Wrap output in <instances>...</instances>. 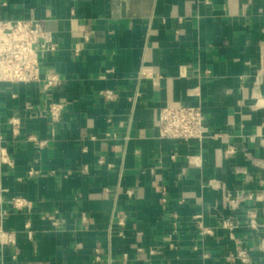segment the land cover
I'll return each instance as SVG.
<instances>
[{
  "label": "crops",
  "instance_id": "1",
  "mask_svg": "<svg viewBox=\"0 0 264 264\" xmlns=\"http://www.w3.org/2000/svg\"><path fill=\"white\" fill-rule=\"evenodd\" d=\"M29 18L55 48L40 82L0 83V219L17 238L0 264H242L238 248L264 264V0H0V20ZM50 73L62 83L45 90ZM181 104L210 137L159 138L160 110Z\"/></svg>",
  "mask_w": 264,
  "mask_h": 264
},
{
  "label": "built area",
  "instance_id": "2",
  "mask_svg": "<svg viewBox=\"0 0 264 264\" xmlns=\"http://www.w3.org/2000/svg\"><path fill=\"white\" fill-rule=\"evenodd\" d=\"M51 32H49L41 20L35 18L29 19H8L0 20V83H38L42 80L41 56L40 52L53 50ZM262 60L264 61V51H262ZM147 72L142 71L141 75ZM62 83L61 78L55 74H47L43 83V88L48 90ZM106 98L114 99L113 90L101 92ZM64 106L62 103H50L48 111L51 121L57 123L62 118ZM10 123L14 134L18 133L19 120L11 118ZM159 138L163 140H196L202 142L205 138L211 136L210 128L207 125L206 116L200 106L194 105H172L162 108L158 115ZM30 138H35L30 136ZM0 137V161L6 164H12L9 152L1 144ZM231 153V150L229 151ZM30 173H33L31 171ZM131 193V191H129ZM225 200L232 206L244 197L250 199L257 198L254 194H233L225 190ZM0 195V202L2 201ZM15 208L31 207L32 202L21 196L13 199ZM3 217V216H1ZM52 224L57 225L58 220L54 215H48ZM2 219V218H1ZM0 219V243L2 245L14 246L17 243L16 235L3 228ZM86 220V216H84ZM224 228L228 229L230 236L234 238V230L238 224L232 218L223 220ZM247 226L252 231H257L261 223L254 210L248 211ZM210 230L203 228V233H209ZM29 238L34 234L31 230L27 232ZM153 252V251H152ZM238 259L242 264L255 263L246 248H238L236 253H230L228 259Z\"/></svg>",
  "mask_w": 264,
  "mask_h": 264
}]
</instances>
